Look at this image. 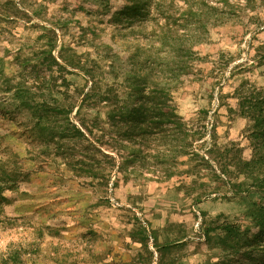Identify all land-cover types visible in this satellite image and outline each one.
<instances>
[{
  "label": "rangeland",
  "instance_id": "374dc122",
  "mask_svg": "<svg viewBox=\"0 0 264 264\" xmlns=\"http://www.w3.org/2000/svg\"><path fill=\"white\" fill-rule=\"evenodd\" d=\"M263 47L264 0H0V264H264Z\"/></svg>",
  "mask_w": 264,
  "mask_h": 264
},
{
  "label": "trees",
  "instance_id": "16d2710c",
  "mask_svg": "<svg viewBox=\"0 0 264 264\" xmlns=\"http://www.w3.org/2000/svg\"><path fill=\"white\" fill-rule=\"evenodd\" d=\"M264 51V47H263ZM262 60L264 61V57H262ZM257 67L264 66V63L258 62ZM164 97H166V94H163ZM247 103L246 105V111L244 113L246 116L250 119V121L253 123V133L252 138H254V141L259 144L260 146H263L264 148V90L259 93H255L249 97L248 100L245 101ZM248 165H251L254 169L255 166H261L262 170L264 171V152H261L257 159H254L251 163ZM255 181H257V184H264V173L261 176H258ZM261 200V202L254 203L253 209L249 211V216L251 218L252 224L258 228V233L256 234L255 240L258 239V237H261L264 239V197ZM263 200V201H262ZM264 242V240H263Z\"/></svg>",
  "mask_w": 264,
  "mask_h": 264
},
{
  "label": "clouds",
  "instance_id": "9594fccd",
  "mask_svg": "<svg viewBox=\"0 0 264 264\" xmlns=\"http://www.w3.org/2000/svg\"><path fill=\"white\" fill-rule=\"evenodd\" d=\"M7 249L4 247L3 242H0V252H6Z\"/></svg>",
  "mask_w": 264,
  "mask_h": 264
}]
</instances>
